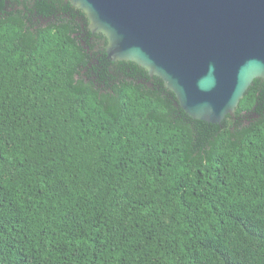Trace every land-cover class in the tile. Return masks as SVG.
Wrapping results in <instances>:
<instances>
[{"label": "trees", "instance_id": "1", "mask_svg": "<svg viewBox=\"0 0 264 264\" xmlns=\"http://www.w3.org/2000/svg\"><path fill=\"white\" fill-rule=\"evenodd\" d=\"M73 32L0 15V264H264V80L193 120L134 63L77 80Z\"/></svg>", "mask_w": 264, "mask_h": 264}, {"label": "water", "instance_id": "2", "mask_svg": "<svg viewBox=\"0 0 264 264\" xmlns=\"http://www.w3.org/2000/svg\"><path fill=\"white\" fill-rule=\"evenodd\" d=\"M112 62L160 79L193 120L221 124L264 80V0H65Z\"/></svg>", "mask_w": 264, "mask_h": 264}, {"label": "flooded vegetation", "instance_id": "3", "mask_svg": "<svg viewBox=\"0 0 264 264\" xmlns=\"http://www.w3.org/2000/svg\"><path fill=\"white\" fill-rule=\"evenodd\" d=\"M4 4L0 15L5 19L20 14L26 27L32 31L51 29L60 22L73 28L72 39L81 47L82 59L86 61L78 68L75 78L98 85L105 91L123 82L144 84L143 79L128 65L110 61L106 54L107 40L101 34L91 32L89 21L82 11L70 7L65 0H0ZM138 79L135 81V79Z\"/></svg>", "mask_w": 264, "mask_h": 264}]
</instances>
